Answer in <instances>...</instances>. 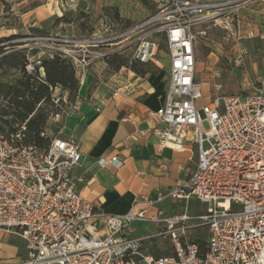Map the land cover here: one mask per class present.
Wrapping results in <instances>:
<instances>
[{
    "label": "built area",
    "instance_id": "2783aa9c",
    "mask_svg": "<svg viewBox=\"0 0 264 264\" xmlns=\"http://www.w3.org/2000/svg\"><path fill=\"white\" fill-rule=\"evenodd\" d=\"M245 1L156 0V10L124 32L138 34L133 60L153 58V37L164 40L168 50L164 103L147 111L155 124L140 133L149 130L161 145L174 150H183L186 141L196 144L190 173L158 191L147 205L196 199L205 205L204 213L190 215L185 209L148 216L145 208L122 215L100 211L77 190V182L85 180L73 174L82 158L78 141L66 136L50 138L45 148L25 144L22 124L15 132L0 134V231L21 238L26 255L0 264H264V92L214 94L197 103L203 95L192 28L220 16L228 18ZM15 41L30 42L27 48L36 50L27 57V72L40 66L44 54L60 53L79 82L103 55L91 49L97 44L89 38L34 34ZM59 90L54 88L53 98ZM108 162L121 164L117 156L98 159L101 166ZM143 220L165 223L171 254L141 251L145 238L131 235L130 224ZM198 226L206 227L203 251L189 236Z\"/></svg>",
    "mask_w": 264,
    "mask_h": 264
},
{
    "label": "crops",
    "instance_id": "0c3cea01",
    "mask_svg": "<svg viewBox=\"0 0 264 264\" xmlns=\"http://www.w3.org/2000/svg\"><path fill=\"white\" fill-rule=\"evenodd\" d=\"M54 1L44 0L42 5L20 12L19 17L23 22L31 17L30 26H34L41 18V11L43 18L57 13ZM70 1H81L85 8L91 9H96L98 3V0ZM23 2L26 4V0H17L16 4ZM119 13L122 19L133 20L136 17L130 9L119 8ZM235 14L241 26L255 32L264 31V0L245 1L228 18L232 19ZM17 29L0 23V37L13 34ZM89 76L87 71L79 82L82 84L80 89L89 82ZM167 81L159 82L152 74L140 76L123 66L97 86L89 101H82L77 106V114L65 118L63 137L75 136L82 153L80 162L73 169L75 176L82 175L85 179L77 182V190L81 196L92 201L96 209L122 215L132 208H145L146 214L152 216L168 215L176 205L177 202L164 200L149 206L147 201H154L158 191H166L190 173L196 161V144L192 140L186 141L183 150H174L161 145L149 130L140 133L155 124L147 111H155L163 105ZM80 95L85 97L83 93ZM112 156H117L121 164L108 162L101 166L98 163L99 158L108 160ZM159 223L133 221L130 233L142 238L153 237ZM139 227L142 230L140 234ZM25 255L26 247L21 238L0 231V260H19Z\"/></svg>",
    "mask_w": 264,
    "mask_h": 264
},
{
    "label": "rangeland",
    "instance_id": "374dc122",
    "mask_svg": "<svg viewBox=\"0 0 264 264\" xmlns=\"http://www.w3.org/2000/svg\"><path fill=\"white\" fill-rule=\"evenodd\" d=\"M16 2L17 0H0V23L8 28H18L17 32L6 36L22 35L11 40V43H16L14 48L8 46L2 48L0 58L14 49H24L27 57L28 55L30 57L33 52V55H35V49L29 50L27 48V43L31 45L30 42H14V40L30 37L34 35L33 33L40 32V30L46 35L59 38L94 39L97 45L91 47V49L103 53L88 69L89 82L83 84L81 89L80 85L82 84H78L77 96L70 98L65 90L61 92L59 90L53 98L58 97L56 102L53 101V107L57 110L56 113H51L47 118L45 133L49 139L63 137L65 134L62 132V128L65 118L70 114H77V106L82 101H89L90 95L97 86L102 85L109 75L114 72L106 64L104 57L119 52L129 62L133 61L131 56L134 48L133 39L138 34L133 33L127 36L124 32L151 15L156 10V0H98L96 9L85 8L81 1L56 0L53 5L59 14L53 13L43 18L41 11V18L34 26H30L33 21L31 17L25 18L23 22L19 17V13L25 12L27 8L42 5L45 3L44 0H26V4L23 2L18 5ZM117 3L120 4V7ZM57 7L60 8L61 13ZM119 8L133 10L136 17L133 20L122 19L119 16ZM62 15H64L62 20L56 18ZM241 25L235 14L232 19L220 16L214 22H202L192 28L195 33V53L197 57L196 77L201 83L203 95L197 101L198 104L206 102L214 94L244 95L254 91L264 92V31L255 32ZM106 26L108 31L104 30ZM203 30L205 31L204 34L198 33ZM118 34L121 35L108 40ZM153 39L157 46L153 58L147 62L148 66L146 68L148 71L146 74H152L159 82L166 83L169 63L168 50L164 40L159 37H153ZM43 44L46 43L43 42ZM3 45H6V43H3ZM40 51L42 53L43 50L40 49ZM43 56L47 55L44 54ZM18 77H20V72L17 69L7 64L0 65V79L2 81L12 83ZM80 93H83L85 97H81ZM5 105L6 101L0 98V134L3 135L10 131V128L23 124L18 125L12 121L11 116L2 114ZM203 127L207 129V123H204ZM185 209L188 214L197 215L204 213L205 205L196 199H191L188 202H177L172 208L171 214H179ZM140 228L137 229L139 234L142 232ZM205 230V226L191 228L189 236L192 238L194 234L205 232ZM156 231V235L145 239L141 251L153 255L166 250L172 251L170 239L165 233V223L160 222L156 227Z\"/></svg>",
    "mask_w": 264,
    "mask_h": 264
},
{
    "label": "trees",
    "instance_id": "16d2710c",
    "mask_svg": "<svg viewBox=\"0 0 264 264\" xmlns=\"http://www.w3.org/2000/svg\"><path fill=\"white\" fill-rule=\"evenodd\" d=\"M56 18L62 20L64 15L57 16ZM33 34L40 35L45 33L40 30V32ZM19 36L22 35L16 34L0 37V51L4 46L14 48L16 43H11V40ZM3 43H6V45H3ZM104 61L113 71H117L123 66L128 67L140 76H144L148 71L146 68L148 61L140 62L133 60L129 62L119 52L106 55ZM26 62L27 55L24 49H14L0 58V65L7 64L20 72V77L12 83H7L0 79V98L6 101L2 114L11 116L12 121L18 125L23 123V143L45 148L50 141L45 133L46 121L49 115L56 113L57 110L53 107L54 88L59 87L61 90H65L70 98H74L77 96L79 82L71 63L60 53L43 56L40 66H34L31 72H27L24 69ZM40 67L42 68V73L39 69ZM19 128L20 125L12 127L7 133L15 132ZM206 235L207 232L205 230V232L196 233L192 236V240L201 251L205 248ZM145 239L142 242H145ZM171 253L172 251L166 250L158 252L154 256Z\"/></svg>",
    "mask_w": 264,
    "mask_h": 264
}]
</instances>
